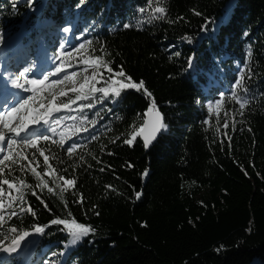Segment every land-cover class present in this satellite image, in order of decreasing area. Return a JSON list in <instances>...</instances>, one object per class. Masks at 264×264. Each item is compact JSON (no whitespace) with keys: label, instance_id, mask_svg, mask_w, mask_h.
Masks as SVG:
<instances>
[{"label":"trees","instance_id":"16d2710c","mask_svg":"<svg viewBox=\"0 0 264 264\" xmlns=\"http://www.w3.org/2000/svg\"><path fill=\"white\" fill-rule=\"evenodd\" d=\"M40 2L0 0V42L18 29L27 37L45 29L44 37L36 34L25 48L22 59H30L36 42L55 52L56 33L63 39L62 30L67 28L75 43L84 45L78 49L82 57L99 66L101 80L95 87L108 88L110 96L96 92L89 100L74 103L63 147L52 142L60 141L56 135L38 142L52 168L36 148L14 146V159L26 166L32 161L30 167L50 187L58 175L76 183L64 193L67 208L58 195L36 188L50 211L31 189H24L36 216L5 215L0 237L10 244L34 225L45 230L31 263L15 255L10 263L52 264L54 257L55 264H264V0H164L167 14L152 23H147L148 0H44L48 4L39 10ZM141 8L148 11L141 13ZM125 24L131 27L124 28ZM97 56L111 62L113 73L122 67L133 81L143 80L151 92L167 129L149 149L139 137L133 146L123 140L145 119L150 99L135 89H123L113 97L108 86L113 73L95 60ZM62 62L75 66L80 57L67 55ZM241 75L249 100L242 110L229 98ZM90 89L54 101L75 99ZM236 92L243 95L239 87ZM222 94L219 108L232 116L233 123L221 129L208 105ZM50 101L49 92L40 91L29 103L39 109L41 102ZM90 102L93 107L80 109ZM68 137L81 144L71 156L65 151L72 143H65ZM20 152L27 159L16 155ZM13 167L17 171L12 176L35 188L38 180L30 170L21 173L19 165ZM4 178H10L7 168L0 174V180ZM3 187L6 206L11 201L7 185ZM136 192L143 193L139 199ZM80 194L83 203H74ZM18 195L13 189L12 196ZM68 211L95 232L66 247L67 233L50 221L65 218ZM13 225L17 233L8 232Z\"/></svg>","mask_w":264,"mask_h":264},{"label":"snow or ice","instance_id":"6c2138e0","mask_svg":"<svg viewBox=\"0 0 264 264\" xmlns=\"http://www.w3.org/2000/svg\"><path fill=\"white\" fill-rule=\"evenodd\" d=\"M153 4H155V7H153ZM164 5V0H148V8L151 9V13L147 19V23H152L153 19H164L165 15L167 14L166 6ZM141 13H144L148 11L146 8L139 9ZM199 15V13H196ZM131 27L130 24H125L124 28ZM203 30V29H202ZM64 31H68V29H64ZM189 42H191L189 40ZM80 48H83L84 45L81 44L79 46ZM251 53L249 52V55ZM95 60L101 61L103 63V67L107 70L108 73H113V69L109 66L110 61H104L102 56L95 57ZM188 65L191 67L192 65V57H189L188 59ZM28 71L27 69L24 70V72H20L19 76L24 77V83L16 82L14 83V87L22 90L24 92H32L31 87H25V85L29 86H38L43 85L45 81L49 80L48 75H44L42 79H28L25 77V72ZM62 71V67L58 66L51 75H58ZM87 71V69H85ZM72 75H75L73 73ZM103 74H101L102 76ZM96 72H93L92 79H95ZM116 77H123L122 80H116ZM251 77L249 76V79ZM68 76H64L63 79H57L51 81V84H61L64 80H68ZM89 80V77H85V81ZM127 81V82H125ZM243 81V75H241L240 78L237 79L235 84L233 85V91L230 94V99L235 100L236 103L239 104V108L242 110L246 107V105L249 103V100L247 98L248 96V89L244 86H242ZM108 86L111 88V95L113 97H119L121 95V90L123 89H135L137 91L143 90L144 94L150 99L151 106L147 110L146 113L143 114L144 117H147L148 113L153 112L155 108V100L152 98L151 92H149L145 88V82L143 80H140L139 82L133 81L131 76H127L121 67L119 72L113 73L112 76L109 77ZM81 88L84 87L82 84L80 86ZM240 88L243 95H238L236 92V88ZM71 92H78L79 89L73 87L69 89ZM100 92L103 94L104 97H109L110 93L108 88H96L95 85L91 87L89 92L87 94H78L75 96V99L69 98L67 101H61L59 104H51L46 106L43 102L39 104V109H44L45 111L41 113L39 109L36 110L35 115H33L30 111L26 113V115H18L17 116V123L15 126L9 123V119L13 114L20 113L21 109L27 110L29 102L33 100V95H28L22 99H20L15 105L10 107L7 111H0V125H2V129H6L8 133H11L12 135L5 136L4 131L0 130V174H3L5 171V168L8 169V175L10 178H4L0 180V228L4 227L5 224V215L11 219L12 217H19L21 214H29L32 217L36 216V211L34 208L28 204L27 200L25 199V192L24 189H31V195L36 196L37 199L40 200V203L43 204L45 209H48V205L45 203L43 199H41L40 196L37 195L36 188H39L41 190V193H43L44 189H47V192L53 195H58L59 199L64 202L65 208H67V201H65L64 193L69 191L70 189L75 188V180L73 178H66L64 175H58L56 176L52 183L54 187H50L48 182L45 181L40 172L36 171V168H31L30 165L32 161H29V165H22L19 164V161L17 159H14L12 153L15 151L14 146H22L23 148H36L37 151H39V154L44 157V164L47 166V168H52V165L49 164V157L47 155H44V150H41L37 148L38 142L40 140L49 141L52 139L51 135L47 134H40V135H28L31 128H34L36 126H40L45 128V131L51 134H56L57 132V126L61 124V122L65 119H72L73 117L70 116H55L54 113H60L62 110H68L71 111V105L76 103L80 100H89L90 96H92L93 93ZM61 96H67V92H61ZM224 95L222 94L220 99L215 101V104H220L224 100ZM53 100L56 99L55 95L52 97ZM97 100H99V97H96ZM93 107V104L90 102L88 104H81L80 109L84 108H91ZM213 108V105H208L209 113H211V110ZM241 114H243L241 112ZM208 121L206 120L205 123ZM225 127H227V121L225 122ZM148 127V121L147 119H142V122L137 126L134 127L131 132L128 134V136L123 140V143L128 146H133L134 142L137 140V137H142L144 146L147 148L152 141H154L157 138V135L160 134L163 130L167 129V125L164 123L163 117L159 114V112H156V119L152 122L150 129L146 132L145 129ZM84 131H87V129H84ZM251 131V129H249ZM21 133H24L25 135H21ZM227 135V133H225ZM60 141H52L53 143H59L61 147L64 146V132L60 133ZM97 137L95 135L91 136V139H96ZM68 139H72V137H68ZM120 137H116V140H119ZM229 141V149H231V137H228ZM115 140L113 141V143ZM223 143V141L221 142ZM81 144L79 143V139L72 140V143L67 146L65 151L69 156H71L77 148H79ZM111 154V153H109ZM17 156H23L24 159H27V156L23 155V152L16 153ZM33 160H35V153H32ZM82 159V157H81ZM8 161L9 163H5ZM13 165H19L18 170L23 173L26 168L31 171V173L36 177L38 180V183L36 184L35 188L29 183H27L23 178L19 176H12V173L17 171V168L13 167ZM39 165H37L38 167ZM131 167V165H128ZM101 171H104L103 168H101ZM53 172L55 173L56 170L53 168ZM44 175H48L47 170H45ZM144 175H147V172L144 173ZM63 182L62 184L60 182ZM17 182L19 184V187L17 186ZM4 185H7V193L9 196V199L11 202H9L6 206L3 200V196L5 195V189ZM106 187L112 188L111 185H107ZM15 190L17 193H19L18 196H12V190ZM54 189H59V192H55ZM142 192H136L135 197L136 199H139L142 196ZM75 195V193H73ZM19 201V203H16V201ZM77 204L83 203V194H80L79 197L73 201ZM203 204V202H200ZM95 207V206H93ZM11 209V211H6L5 209ZM18 209V211H17ZM50 211V209H48ZM96 215H99V212L95 213ZM50 224L53 225H61V231H64L68 235V240L66 242V247L68 246H75L78 245L80 242L83 241L84 238H87L90 234H93L95 232V229L91 225H86L83 223L78 222L74 217L73 214L68 211L65 218H54L50 221ZM44 226L40 225H34L32 230H24L22 232H19L18 235H15L8 246H4L2 242H0V252L5 253H12L16 252L17 249L21 247V243L26 241V238L33 234H43L44 233ZM8 232L10 233H17L18 227L13 225L8 228ZM7 234H5L6 236ZM4 237H0V241H2ZM91 242V241H89ZM221 249H217V251H220ZM55 255V254H53ZM52 264H55V261L52 262Z\"/></svg>","mask_w":264,"mask_h":264},{"label":"rangeland","instance_id":"374dc122","mask_svg":"<svg viewBox=\"0 0 264 264\" xmlns=\"http://www.w3.org/2000/svg\"><path fill=\"white\" fill-rule=\"evenodd\" d=\"M40 1H41L40 4H45V5L48 4L47 2H43L44 0H40ZM62 33H65L66 39L60 40V38H58L57 41H55V43L57 44L58 52L60 53L59 55L60 56L70 55L73 57L77 56V57H80V62L78 64H76L75 66H65V65H62L63 62H62L61 58H57V57L53 58L51 56H48V57H50V60L42 62L41 65L49 64L48 68H52L46 74H44V75L49 76V80L45 81L43 85L28 86V87L32 88V92H27L26 96L33 95L36 90L45 89V90L49 91L50 95H52V96L55 95V97H57L60 95V93L62 91L67 92V93L71 92V91H69V89H71L73 87H75L79 90L90 89L93 85L97 86V83L100 82V80H101V78L99 76L100 69H99V66L97 65V63L94 60L91 61L90 59L82 57L81 53L78 52L79 45L75 46L76 44H74V41H73L74 38H71L72 36H71L70 32L63 31ZM56 35H57V33H56ZM21 36L22 35L18 36L19 39L21 38ZM6 44H7L6 41H3L0 43V65L5 62L3 59H6L7 56L12 53L8 50L9 44H7V45ZM16 44H17V42L12 43L11 46L14 49H16L18 47V46H15ZM13 48H12V51H13ZM50 64H52V66ZM58 66L62 67V73H60L58 75H51V73H53ZM85 69H87V71H85ZM34 71L35 70L27 71V73L25 74V77H27L28 79H42L43 78V76H44V75L42 76L43 73H40V75L38 77H34L33 76V74L35 73ZM93 72H96L95 79L91 78ZM73 73H75V75H72ZM64 76H68L69 79L64 80L61 84H51V81L57 80V79L62 80ZM85 77H89V80L85 81ZM23 80H24V77H23ZM23 83H24V81H23ZM82 84L84 85L83 88L80 87ZM51 104H54V103H51ZM70 107L72 109L71 111L62 110L60 113H54V115L55 116H66L67 113L75 110L72 105ZM9 108H10L9 106H6L5 108H0L1 109L0 111H7ZM33 110H34V108H32L29 104L27 111L25 113H23L22 109H21L20 113L13 114L10 117L9 123L12 124L13 126H15V124L18 122L17 121L18 115H26L27 112L30 111L32 113ZM213 112L216 115L217 122H218L219 127L221 129L225 127L224 125H225L226 121H227V125L233 123V118L231 115H229L227 113H221V110L219 108V104L213 105ZM65 121H66V119L63 120L59 126H57L56 134L60 135L61 132H64V136H65V132H66ZM0 130L4 131V134L6 137L9 135H12L11 133H8L6 129H2V125H0ZM38 238H39V236H37L35 239H30V238L26 239L25 242L21 243V247L19 249H17L16 252H12V253L0 252V260H1L0 264H15V263H10V261H12V259H10V256H12V255H16V257H19V255H20V257L23 258V260H25L27 263H31L33 253L31 254L30 251L37 249V241L36 240ZM1 242L3 243L4 246H8L4 240ZM50 260L53 262L54 257H52ZM14 262H16V260Z\"/></svg>","mask_w":264,"mask_h":264},{"label":"water","instance_id":"95a60500","mask_svg":"<svg viewBox=\"0 0 264 264\" xmlns=\"http://www.w3.org/2000/svg\"><path fill=\"white\" fill-rule=\"evenodd\" d=\"M157 111L162 116V114L159 111V109L154 108L153 112L148 113L147 117H145V119H147V121H148V127L145 129L146 132L150 129L152 122L156 119V112ZM161 133L157 135V138L154 141H152V143L147 147V149H149L157 141V139L159 138V136L161 135ZM139 138L143 142V138L142 137H139ZM143 144H144V142H143Z\"/></svg>","mask_w":264,"mask_h":264},{"label":"bare ground","instance_id":"6f19581e","mask_svg":"<svg viewBox=\"0 0 264 264\" xmlns=\"http://www.w3.org/2000/svg\"><path fill=\"white\" fill-rule=\"evenodd\" d=\"M62 35H64L65 38H63V39L60 38V40H64V39H66V35H65V33H63ZM71 36L74 37L72 34H71ZM57 50H58V49H57ZM51 69H52V68H48V67H46V70H45L44 73L46 74V73H47L49 70H51ZM44 73H43V75H44ZM36 128H37V130H38V129L40 128V126H38V127H36ZM41 130H44V129H43V128L39 129V130L37 131V134H39V135L42 134V133H41ZM43 132H44V131H43Z\"/></svg>","mask_w":264,"mask_h":264}]
</instances>
